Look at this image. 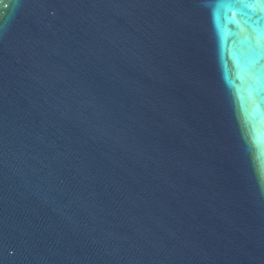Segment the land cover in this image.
I'll list each match as a JSON object with an SVG mask.
<instances>
[{"label":"water","instance_id":"95a60500","mask_svg":"<svg viewBox=\"0 0 264 264\" xmlns=\"http://www.w3.org/2000/svg\"><path fill=\"white\" fill-rule=\"evenodd\" d=\"M0 264H264V0H0Z\"/></svg>","mask_w":264,"mask_h":264}]
</instances>
